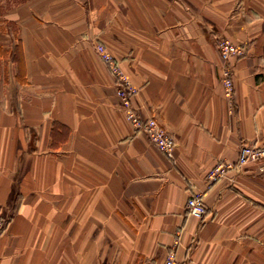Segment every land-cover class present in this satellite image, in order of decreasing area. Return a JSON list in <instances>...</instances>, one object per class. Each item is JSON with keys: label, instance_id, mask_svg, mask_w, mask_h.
Segmentation results:
<instances>
[{"label": "crops", "instance_id": "obj_1", "mask_svg": "<svg viewBox=\"0 0 264 264\" xmlns=\"http://www.w3.org/2000/svg\"><path fill=\"white\" fill-rule=\"evenodd\" d=\"M3 17L22 46L0 95V264H264V160L215 182L219 162L264 143V0H23ZM231 58L224 95L218 41ZM133 104L173 136L174 158L127 118ZM0 43L11 45L9 35ZM201 193L203 218L186 211Z\"/></svg>", "mask_w": 264, "mask_h": 264}, {"label": "built area", "instance_id": "obj_2", "mask_svg": "<svg viewBox=\"0 0 264 264\" xmlns=\"http://www.w3.org/2000/svg\"><path fill=\"white\" fill-rule=\"evenodd\" d=\"M94 47L102 60L107 64L110 72L115 77L117 94L120 97L127 118L135 128L144 131L152 143H154L167 157L174 158L175 141L171 133L160 124L154 116L144 117L133 104V96L137 92L136 86L131 81L130 76L121 67L118 58L107 48V46L95 41ZM219 51L222 57L221 79L225 97L230 100L234 93V79L230 65L231 58H239L246 54V47L231 41L227 37H222L218 41ZM264 160V143H243L240 145L237 160L235 162L223 161L211 168L207 174L210 182L227 177L232 170H240L249 162ZM186 211L198 218H203L207 212V205L201 193H193L189 196L185 205ZM179 238L175 239L173 246L166 253L162 264H202L198 261L186 260L180 262L177 256V246Z\"/></svg>", "mask_w": 264, "mask_h": 264}, {"label": "trees", "instance_id": "obj_3", "mask_svg": "<svg viewBox=\"0 0 264 264\" xmlns=\"http://www.w3.org/2000/svg\"><path fill=\"white\" fill-rule=\"evenodd\" d=\"M3 10H0V33L9 35L11 45L5 46L0 43V95L3 94L4 84L8 80V61L17 65L16 77L19 82H23L22 74V46L17 36V29L13 22L3 17Z\"/></svg>", "mask_w": 264, "mask_h": 264}, {"label": "rangeland", "instance_id": "obj_4", "mask_svg": "<svg viewBox=\"0 0 264 264\" xmlns=\"http://www.w3.org/2000/svg\"><path fill=\"white\" fill-rule=\"evenodd\" d=\"M22 1L23 0H0V10H3L4 13H5V11L8 8L13 7L14 5H16V4H18V3L22 2ZM3 35L6 36V34H3Z\"/></svg>", "mask_w": 264, "mask_h": 264}]
</instances>
